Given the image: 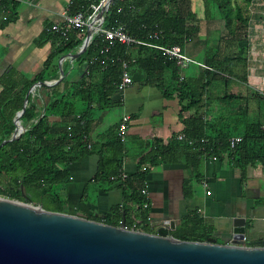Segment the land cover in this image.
<instances>
[{"label": "trees", "instance_id": "trees-1", "mask_svg": "<svg viewBox=\"0 0 264 264\" xmlns=\"http://www.w3.org/2000/svg\"><path fill=\"white\" fill-rule=\"evenodd\" d=\"M103 2L70 0L67 11L70 15L97 13ZM196 2L195 6L193 0H111L102 26L109 30L122 26L135 40L178 46L184 52L185 46L199 35L203 20L220 19L224 35L205 43L200 57L194 59L206 69L191 64L182 70L175 60L150 46H125L96 35L76 58L79 64L87 62L79 85H72L77 89L72 95L76 99L68 102L64 90H59L64 80L46 86V110L34 122L40 108L29 96L26 101V96L37 82L55 78L57 58L81 45L86 31L71 30L66 38L55 35L57 46L34 79L24 81L22 86L16 80L4 83L0 93V143L15 130L16 118L28 129L0 148V197L41 206L49 212L67 213L65 191L72 181L69 167L83 157L96 155L99 160L93 180L104 191L120 189L122 203L104 215L83 217L120 227L124 215L125 229L151 234L154 227L145 192L147 175L154 167L187 165L191 177L182 184L186 199L192 198V182L202 181V163L207 158L227 159L240 169L243 179L249 165H261L264 172V97L248 85V31L253 18L250 8L256 0ZM17 7L16 0L1 1V8L12 15ZM117 59L129 63L132 80L135 73L144 75L143 85L157 88L166 99H177L183 125L167 142L159 138L146 142L135 172L126 177L123 163L128 147L117 135L119 123L106 140L92 143L89 139L97 114L115 105L121 107L119 101L113 100L121 94L117 88L121 65H111ZM81 101L82 107L78 105ZM49 117H56L58 122H50ZM232 137L241 138L234 147L229 144ZM169 234L181 241L204 242L212 231L196 212H190Z\"/></svg>", "mask_w": 264, "mask_h": 264}, {"label": "crops", "instance_id": "crops-1", "mask_svg": "<svg viewBox=\"0 0 264 264\" xmlns=\"http://www.w3.org/2000/svg\"><path fill=\"white\" fill-rule=\"evenodd\" d=\"M1 1L0 93L4 83L16 80L22 86L24 81L34 79L42 72L44 62L57 46L55 34L50 28L62 21L70 0H16L18 7L15 15L1 8ZM193 2L196 6V0ZM256 3L258 6L252 8L255 9L253 31L264 26V0H256ZM197 12H200L199 9ZM202 22L205 23L204 20ZM201 32L184 49V53L195 60L200 57L205 43L214 41L210 35L204 36ZM61 57L55 60L54 79L59 77L61 67L64 76L56 84L64 80L59 90H64L65 98L68 97L67 101L71 102L76 99L72 95L77 90L72 85H79L87 62L79 64L76 59L70 58L60 62ZM95 75L93 80H96ZM143 79L144 75L133 74L132 85L113 99L119 101L121 107L115 105L109 109L118 112L113 116H109V110L99 112L89 134L92 143L95 140L104 141L123 115L129 117L124 137L128 153L123 163V171L127 175L135 172L137 158L143 153L146 142L154 138L167 142L183 128L178 100L164 98L157 88L143 85ZM45 87H31L29 94L30 101L39 106L40 112L46 106ZM78 105L82 107L84 103L81 101ZM49 121L58 122L56 117H49ZM98 160L96 155L86 156L69 167L72 181L66 187L65 198L71 214L101 216L112 206L122 203L120 189L114 187L104 191L103 186L93 180ZM201 170L203 179L199 183L192 182L190 199H186L182 191L183 181L191 177L187 165L162 164L150 170L145 193L150 202L149 220L154 229L167 220L174 221L176 226L190 212H196L211 229V237L220 244L229 242L235 219L245 221V242L264 243V172L261 165L247 166L244 179L240 169L225 158L205 159ZM90 185H97V195L92 201H89Z\"/></svg>", "mask_w": 264, "mask_h": 264}, {"label": "water", "instance_id": "water-1", "mask_svg": "<svg viewBox=\"0 0 264 264\" xmlns=\"http://www.w3.org/2000/svg\"><path fill=\"white\" fill-rule=\"evenodd\" d=\"M104 0L97 28L103 25L109 3ZM93 38L89 29L74 52L60 58L75 60L86 51ZM59 77L32 86H53ZM31 88L26 96V101ZM43 106L34 122L44 115ZM28 127L16 118V127L0 148L16 140ZM123 215L120 227L109 226L82 216L49 212L35 206L0 197V264H264V243L245 242L243 219L233 220L229 242L220 244L213 237L204 242L181 241L169 232L174 221H164L154 233L127 230Z\"/></svg>", "mask_w": 264, "mask_h": 264}, {"label": "built area", "instance_id": "built-area-1", "mask_svg": "<svg viewBox=\"0 0 264 264\" xmlns=\"http://www.w3.org/2000/svg\"><path fill=\"white\" fill-rule=\"evenodd\" d=\"M258 6V3H253V6ZM252 13V10H251ZM253 14V13H252ZM254 15V14H253ZM252 15V17H253ZM253 20V18H252ZM251 20V21H252ZM98 19L96 18V13H90L85 15L81 12L75 14H68V11L65 12L62 16L61 22H56L51 26V32L55 35L66 38L68 33L71 30L86 31L91 29L93 30V37L96 35L103 36L106 40L110 42H117L121 45L131 46L134 44L147 45L151 48L157 49L162 52V54L169 59H173L176 62V65L180 69H186L191 64H197L200 68H208L206 65L196 62L194 59L187 56L178 46L173 47H163L154 44L145 43L142 41L135 40L134 38L128 36L122 26L115 27L111 30L104 29L103 26L97 28ZM253 26L250 24L248 31V40H249V50H248V85L249 87L257 93L259 96L264 97V59L262 60L260 56H264V52H259L261 48H257V45L253 42L254 37L252 35ZM264 35V32H263ZM92 41V39L90 40ZM91 43V42H90ZM256 46H255V45ZM264 48V46H263ZM108 48L105 49L107 51ZM116 62H119L121 65V79L118 84V90L122 93L129 86L132 85L133 80L128 71L129 63L122 59H117L112 62L111 65H115ZM182 78V77H181ZM36 87V86H35ZM129 123V117L123 115L119 121L117 128V135L124 139ZM180 139L184 138V135L179 137ZM240 137H232L229 139L230 147H234L238 142H240ZM90 147V145H88ZM207 159L216 160L215 157H210ZM123 177H126V174H123ZM208 194V193H207Z\"/></svg>", "mask_w": 264, "mask_h": 264}, {"label": "rangeland", "instance_id": "rangeland-1", "mask_svg": "<svg viewBox=\"0 0 264 264\" xmlns=\"http://www.w3.org/2000/svg\"><path fill=\"white\" fill-rule=\"evenodd\" d=\"M252 10V13L254 14L255 9H251L250 8V12ZM251 13V14H252ZM252 14V15H253ZM205 23H201V33L205 36V35H210V37H212L214 40L217 39L218 37L224 35L225 31H224V27H223V22L220 19H216L214 21V19L212 21L210 20H204ZM252 26L254 27L255 23L254 20L251 21ZM264 26H260L256 29V31H252V35L254 37V43L257 45V48H261L259 50V52H264ZM254 44V45H255ZM255 45V46H256ZM260 58L263 60L264 56H260ZM118 111L117 110H109V116H113L114 114H116ZM96 189H97V185H90L89 186V201H92L93 199L96 198Z\"/></svg>", "mask_w": 264, "mask_h": 264}]
</instances>
